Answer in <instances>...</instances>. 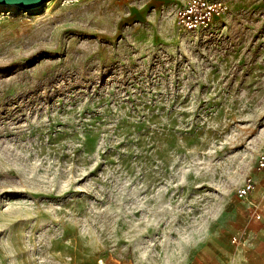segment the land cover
Masks as SVG:
<instances>
[{
  "label": "rangeland",
  "instance_id": "1",
  "mask_svg": "<svg viewBox=\"0 0 264 264\" xmlns=\"http://www.w3.org/2000/svg\"><path fill=\"white\" fill-rule=\"evenodd\" d=\"M0 5V264H186L264 149V0Z\"/></svg>",
  "mask_w": 264,
  "mask_h": 264
},
{
  "label": "crops",
  "instance_id": "2",
  "mask_svg": "<svg viewBox=\"0 0 264 264\" xmlns=\"http://www.w3.org/2000/svg\"><path fill=\"white\" fill-rule=\"evenodd\" d=\"M252 202L256 204L255 208ZM252 202H242V209H237L226 231L212 238L204 249L195 253L186 264H264V182L262 179L252 194ZM106 260V264H131L115 258Z\"/></svg>",
  "mask_w": 264,
  "mask_h": 264
},
{
  "label": "built area",
  "instance_id": "3",
  "mask_svg": "<svg viewBox=\"0 0 264 264\" xmlns=\"http://www.w3.org/2000/svg\"><path fill=\"white\" fill-rule=\"evenodd\" d=\"M230 10L231 5L226 0H181L176 10V21L178 26L187 32L207 31ZM260 179L264 182V149L257 157L254 170L247 175L244 186L237 191L238 199L242 202H252V194ZM252 206L255 208L256 204L252 202ZM106 263L104 258L98 259L97 262Z\"/></svg>",
  "mask_w": 264,
  "mask_h": 264
},
{
  "label": "water",
  "instance_id": "4",
  "mask_svg": "<svg viewBox=\"0 0 264 264\" xmlns=\"http://www.w3.org/2000/svg\"><path fill=\"white\" fill-rule=\"evenodd\" d=\"M50 0H0V5L17 6L21 9L32 10L45 6Z\"/></svg>",
  "mask_w": 264,
  "mask_h": 264
}]
</instances>
